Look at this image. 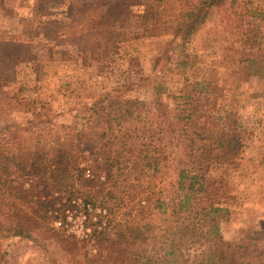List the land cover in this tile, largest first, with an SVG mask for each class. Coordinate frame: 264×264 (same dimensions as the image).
Wrapping results in <instances>:
<instances>
[{
  "label": "trees",
  "instance_id": "1",
  "mask_svg": "<svg viewBox=\"0 0 264 264\" xmlns=\"http://www.w3.org/2000/svg\"><path fill=\"white\" fill-rule=\"evenodd\" d=\"M166 1L55 0L69 5L67 15L39 23L32 34L44 38L45 48L73 47L87 64L117 54L133 29L162 33ZM226 1L187 0L172 42L184 50ZM138 5L141 19L132 16ZM256 12L264 21V12ZM33 25L21 32L29 34ZM261 31L254 27L257 37L245 42L260 46ZM9 41L0 38V84L15 79L18 64L5 51L20 54L23 46ZM254 54L241 62L242 77H264V58ZM160 79L128 81L125 90L68 112L75 113L70 124L58 123L46 103L0 86V116L33 115L0 126V240L21 237L45 250L57 244L76 264H264L252 242L227 241L221 231L231 213L227 175L254 135L233 101L220 105L233 86L186 78L171 93ZM146 85L153 100L125 98ZM73 218L83 219V238L70 232Z\"/></svg>",
  "mask_w": 264,
  "mask_h": 264
},
{
  "label": "rangeland",
  "instance_id": "2",
  "mask_svg": "<svg viewBox=\"0 0 264 264\" xmlns=\"http://www.w3.org/2000/svg\"><path fill=\"white\" fill-rule=\"evenodd\" d=\"M188 5L187 0L166 1L161 21L167 25L162 33L138 34L133 29L135 34H130L117 54L85 64L73 47L45 48L44 38L32 34L39 23L61 22L69 5L55 0H0V38L23 45L22 54L5 51L15 55L18 64L13 68L15 79L3 81L0 86L11 96L18 93L22 98L46 103L49 112L59 116L58 123L70 124L75 113L68 112L114 89H124L128 81L142 83L145 78L160 77L171 93H177L186 78L230 84L232 96L220 105L233 101L254 135L247 140L238 165L227 175L231 213L221 231L227 241L252 242L264 262V77L246 78L240 72L241 62L249 53L264 58V42L255 48L245 42L257 37L251 30L258 25L262 28L260 39L264 38V21L254 16L256 11L264 12V0H227L224 6L212 9L205 25L191 36L183 50L172 42L173 27L183 21ZM143 14L141 5L132 9L135 19ZM29 22L34 25L25 35L21 30ZM125 98L153 100L154 90L149 85L134 88L125 93ZM31 118L33 115L26 112H8L0 116V126L23 124ZM213 174L219 176L221 172ZM82 221L73 218L70 228L79 238L84 237ZM49 248L4 235L0 240V264H76L57 244Z\"/></svg>",
  "mask_w": 264,
  "mask_h": 264
}]
</instances>
